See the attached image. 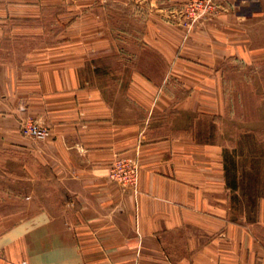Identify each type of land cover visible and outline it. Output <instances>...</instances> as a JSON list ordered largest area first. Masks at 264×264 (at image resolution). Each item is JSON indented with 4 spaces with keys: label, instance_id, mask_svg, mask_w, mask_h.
I'll return each mask as SVG.
<instances>
[{
    "label": "crops",
    "instance_id": "0c3cea01",
    "mask_svg": "<svg viewBox=\"0 0 264 264\" xmlns=\"http://www.w3.org/2000/svg\"><path fill=\"white\" fill-rule=\"evenodd\" d=\"M187 1L0 0V264H262L264 196L234 217L223 122L264 62V0L195 21Z\"/></svg>",
    "mask_w": 264,
    "mask_h": 264
},
{
    "label": "rangeland",
    "instance_id": "374dc122",
    "mask_svg": "<svg viewBox=\"0 0 264 264\" xmlns=\"http://www.w3.org/2000/svg\"><path fill=\"white\" fill-rule=\"evenodd\" d=\"M237 71L234 82L226 86L232 115L227 116L223 124L228 128L225 141L232 146L226 152L228 184L236 191L232 193L233 214L240 219L244 215V208L247 209V215L253 217L258 201L264 196V62ZM250 92L252 99L249 97ZM246 107L251 111L246 112ZM245 119L251 120L253 127L252 132L246 135L239 133L246 126L249 127L244 124ZM3 167V163H0V169L3 170ZM13 168L12 190L15 193L24 183L18 178L19 166L14 165ZM29 186L32 191L36 189L31 181Z\"/></svg>",
    "mask_w": 264,
    "mask_h": 264
},
{
    "label": "built area",
    "instance_id": "2783aa9c",
    "mask_svg": "<svg viewBox=\"0 0 264 264\" xmlns=\"http://www.w3.org/2000/svg\"><path fill=\"white\" fill-rule=\"evenodd\" d=\"M185 9L188 18L195 21L211 15L215 5L211 0H188ZM19 126L21 133L27 137L41 139L48 135V128L33 119H24ZM108 176L123 188H133L137 178V162L131 158H116L109 167Z\"/></svg>",
    "mask_w": 264,
    "mask_h": 264
}]
</instances>
